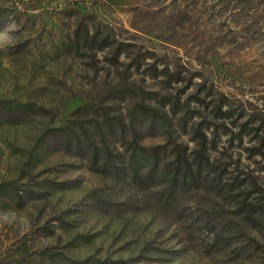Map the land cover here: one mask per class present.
Segmentation results:
<instances>
[{
    "label": "rangeland",
    "instance_id": "rangeland-1",
    "mask_svg": "<svg viewBox=\"0 0 264 264\" xmlns=\"http://www.w3.org/2000/svg\"><path fill=\"white\" fill-rule=\"evenodd\" d=\"M12 21L0 100L34 109L0 106V264H264V0H0Z\"/></svg>",
    "mask_w": 264,
    "mask_h": 264
},
{
    "label": "trees",
    "instance_id": "trees-1",
    "mask_svg": "<svg viewBox=\"0 0 264 264\" xmlns=\"http://www.w3.org/2000/svg\"><path fill=\"white\" fill-rule=\"evenodd\" d=\"M0 106L7 108V113L19 114L23 112H33V105L31 103H13L11 101L0 100ZM73 126H65L61 129L56 130V136L61 142H63L67 149H70L73 145L78 148L81 145L79 136L75 133L76 130ZM94 141L91 143V161L93 164H100L115 172L117 176L121 171V176L125 178H131L138 180L142 185L149 186L152 181L157 178L155 172L158 168V162L160 161L158 153H150L146 148L139 146L137 141H134L132 148H129L124 154L117 155L113 161V146L105 145L103 148L98 146V142ZM117 163L120 166H117ZM162 176V175H161ZM178 177H173V182Z\"/></svg>",
    "mask_w": 264,
    "mask_h": 264
},
{
    "label": "clouds",
    "instance_id": "clouds-1",
    "mask_svg": "<svg viewBox=\"0 0 264 264\" xmlns=\"http://www.w3.org/2000/svg\"><path fill=\"white\" fill-rule=\"evenodd\" d=\"M19 30L20 26L15 21L7 22L0 28V50L14 46L16 42L15 33ZM3 219L5 222H11L7 215H5Z\"/></svg>",
    "mask_w": 264,
    "mask_h": 264
}]
</instances>
